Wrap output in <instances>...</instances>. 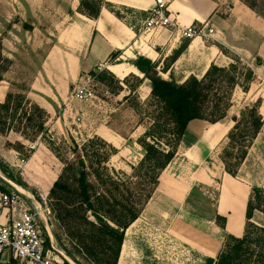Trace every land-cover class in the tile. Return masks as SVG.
<instances>
[{"label": "crops", "instance_id": "1", "mask_svg": "<svg viewBox=\"0 0 264 264\" xmlns=\"http://www.w3.org/2000/svg\"><path fill=\"white\" fill-rule=\"evenodd\" d=\"M80 2L81 0H0L2 55L11 62L25 50L35 58L37 52H44L26 89H16L13 82L7 80L6 74L12 67L8 69L0 82V104L5 101L8 93L21 92L50 117L58 114L62 106L68 108L73 90L86 74H93L101 64H107V70L120 80L129 74L144 76L135 66L138 58L157 64V71L169 81L177 83H183L191 76L201 79L212 64L218 65L222 58H226L219 46L227 47L245 60L251 56L252 61L260 59L264 63V20L237 0H169L170 11L182 26L209 22L214 28L211 38L214 41L202 38L188 41L185 51L173 63L169 62V58L187 40H181L178 35L167 30L138 38L142 23L154 5L153 0H103L97 18L80 12ZM227 2L230 3L228 11L225 9ZM115 54L117 56L113 60L112 56ZM120 60H126V63L115 64ZM166 64L168 68L163 71ZM237 91L242 95L246 94L237 85L232 93L231 108ZM260 114L264 117V105ZM232 119L233 117L227 125L207 122L209 125L202 132L201 140L210 147L216 146L233 127ZM103 130V136H97L112 145L116 136L109 128ZM32 142L15 132L5 135L0 133V160L11 169L19 171L24 182L37 186L43 192H49L59 176L55 169L57 163H60L52 150L46 144L36 142V146H30L33 150L30 157L24 160L16 150L8 147V144L21 143L27 148ZM254 143L252 146H255ZM188 148L190 149L187 151L194 154L195 149ZM196 151V164L190 165V186L215 185L221 188L218 215L226 219V234L241 238L245 231L246 207L252 189L247 183L253 181L229 175L219 155H203L200 148ZM258 155L261 158L263 155L264 158L263 153ZM187 164L189 165L188 162ZM180 179L183 182L186 178ZM1 182L0 180V185L5 187ZM262 182L264 189V180ZM183 184L181 186L185 188ZM253 185L260 186L258 183ZM157 190L159 185L150 201ZM160 191L163 192L161 188ZM163 193L164 204L171 211H176L183 202L181 195L168 191ZM164 216L166 217L165 213ZM55 223L58 233L52 232L59 247L56 237L62 238L63 233L56 221ZM224 241L225 237L221 240L222 247ZM123 247L124 245L122 250ZM0 264L16 263L10 252L6 251L0 254Z\"/></svg>", "mask_w": 264, "mask_h": 264}, {"label": "trees", "instance_id": "2", "mask_svg": "<svg viewBox=\"0 0 264 264\" xmlns=\"http://www.w3.org/2000/svg\"><path fill=\"white\" fill-rule=\"evenodd\" d=\"M239 1L264 20V0ZM102 2L81 0L80 12L97 18ZM188 41L173 53L169 62L177 60L187 48ZM116 56H112L113 60ZM235 60L227 68L212 64L201 79L191 76L183 83H177L150 77L158 73L157 64L138 58L135 66L151 80V95L157 104L153 126L138 140L143 158L134 168L132 178H144L142 182H131L129 178H122L118 171L108 168L109 161L118 154V150L98 136L81 145L70 138L74 160L62 159L58 150L50 147L63 168L49 191L48 206L64 232L66 240L59 236L56 238L68 256L78 264L85 261L92 264L118 263L126 230L140 217L152 198L162 172L176 157L188 125L192 121L210 124L223 121L232 106L234 88L239 85L244 92L248 91L254 72L241 68L245 84H240L236 78L240 67L238 59ZM258 61L262 63V60ZM0 63L6 64L0 72L1 82L11 63L2 55L1 40ZM167 68L166 64L163 71ZM98 78L105 79L106 74H99ZM259 103L257 101L244 108L239 116L232 119L234 125L227 134L228 144L220 159L225 171L233 177L237 176L239 166L246 160L249 148L264 127ZM161 118L167 120L160 122ZM47 121L46 111L31 103L23 93L10 92L0 104V133L3 135L15 132L26 140H36L47 132ZM150 139L152 142L148 141ZM8 147L16 150L24 160L33 151L21 143L8 144ZM0 166L8 178L26 188L3 162ZM0 189L7 190L2 185ZM256 214L264 218V189L253 185L246 207L244 235L237 238L226 234L221 252L216 259L208 258L206 264H264V224L253 221ZM215 221L219 227L225 228L224 217L217 215ZM45 243L49 245V240Z\"/></svg>", "mask_w": 264, "mask_h": 264}, {"label": "rangeland", "instance_id": "3", "mask_svg": "<svg viewBox=\"0 0 264 264\" xmlns=\"http://www.w3.org/2000/svg\"><path fill=\"white\" fill-rule=\"evenodd\" d=\"M229 7L230 3L227 2L225 9L228 11ZM215 38L217 37L215 36ZM231 38L233 37L231 36ZM219 47L226 58H222L217 66L227 68L230 64L235 63V59H238L240 68L236 78L240 84H245L244 70L241 68L254 69V76L248 84V91L245 95H242L240 91L235 93L233 108L227 118L219 122L227 125L232 117L239 116V111L241 112L248 105L253 106L257 101H260L259 113H261V107L264 105V63L259 62L258 59L252 61L249 53L250 57L245 60L235 55L227 47ZM43 55V51L37 52L35 58L25 50L19 57L11 61L8 66V69L12 67L10 72L6 74L7 69L3 75L6 74L7 80L12 81L16 89H26L32 80V72ZM119 63H126V60L115 62V64ZM5 67V63H0V72ZM99 74H106V78L99 79ZM93 76L94 82L91 84L93 97L88 101H80L75 100L71 95L72 101L68 108L62 106L58 114L48 116L47 132L44 137L40 136L36 140H32V144H28L26 149H32L30 146H36V142H42L49 148L53 147L58 150L62 159L74 160L70 138L81 145L97 134L103 136V129L109 128L117 138L112 140V145L118 150V154L111 158L108 168L118 171L122 178H129L131 182H142L144 178L132 177L134 168L143 158L138 140L153 126L155 117H157V104L151 95V80L135 74H129L125 79L120 80L107 69ZM150 77L168 80L160 71ZM223 85L227 87L225 83ZM14 93L18 92L14 91ZM166 120V118H161L160 122ZM208 125L203 121H192L188 125L175 160L160 176L159 190L153 200L144 208L140 217L126 230L123 243L124 252L120 254L117 264H206L208 258L216 259L219 255V250L222 247L221 240L226 235L225 228L219 227L215 221V217L218 215L221 188L215 185L212 187L195 184L190 186L191 176L189 175L190 165L196 164L195 157L198 148L203 150V155L210 153L213 156H220L228 144L227 135L214 147H210L209 144L202 141L201 134ZM148 141L152 142L151 139ZM254 145L249 148L247 161L239 166L237 176L234 178L253 181L247 183L250 187L253 183H258L262 187L264 158L263 155L261 158L258 154H264V129ZM188 147H191V150L195 149L194 154L187 151L190 149ZM0 163H2L1 160ZM62 168L63 164L57 163L55 172L60 174ZM8 169L42 204L44 201L49 204V192H43L37 186L24 182L19 171L10 167ZM184 177L186 179L181 182L180 178ZM2 183L5 188H9L4 182ZM182 183L185 188L181 186ZM160 188L163 192L168 191L175 195H181L183 202L176 211H171L170 207L164 204L165 193L161 192ZM24 199L33 208H36L32 201ZM46 216L52 231L57 234V226L54 225L56 223L51 210L50 214H46ZM253 221L264 224V218L259 214H256ZM62 233V239L66 240L63 231ZM42 237L45 250L50 249V243L49 245L45 243L48 237L43 227ZM84 264L92 263L85 261Z\"/></svg>", "mask_w": 264, "mask_h": 264}, {"label": "built area", "instance_id": "4", "mask_svg": "<svg viewBox=\"0 0 264 264\" xmlns=\"http://www.w3.org/2000/svg\"><path fill=\"white\" fill-rule=\"evenodd\" d=\"M153 2V7L142 23L139 39L165 30L175 33L181 40L212 38L214 28L209 22L182 26L170 11L169 0ZM105 69H108V65L101 64L93 74ZM93 74L83 77V81L73 90L72 98L88 101L93 97ZM43 210L45 214H50L46 201ZM6 251L10 252L16 264H65L54 251L45 250L42 223L37 208H33L22 195L11 189L0 190V254Z\"/></svg>", "mask_w": 264, "mask_h": 264}, {"label": "water", "instance_id": "5", "mask_svg": "<svg viewBox=\"0 0 264 264\" xmlns=\"http://www.w3.org/2000/svg\"><path fill=\"white\" fill-rule=\"evenodd\" d=\"M0 180L4 182L10 189L16 191L18 194L22 195L24 198L33 202L34 206L38 210V216L41 220L42 227L49 239L50 249L54 251L59 257H61L65 261L66 264H78L73 258L68 256L62 249H60L57 246L48 217L44 213L42 202H40L36 198V196L32 192H30L28 189H26L24 186L8 178L2 172L1 168H0Z\"/></svg>", "mask_w": 264, "mask_h": 264}, {"label": "bare ground", "instance_id": "6", "mask_svg": "<svg viewBox=\"0 0 264 264\" xmlns=\"http://www.w3.org/2000/svg\"><path fill=\"white\" fill-rule=\"evenodd\" d=\"M114 74V73H113ZM123 79V78H122ZM124 252V247H123V250H122V253Z\"/></svg>", "mask_w": 264, "mask_h": 264}]
</instances>
